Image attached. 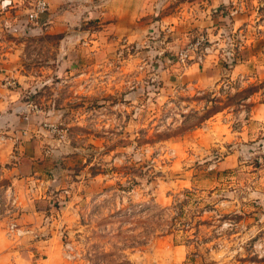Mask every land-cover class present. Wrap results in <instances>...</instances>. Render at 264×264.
<instances>
[{
	"label": "rangeland",
	"instance_id": "1",
	"mask_svg": "<svg viewBox=\"0 0 264 264\" xmlns=\"http://www.w3.org/2000/svg\"><path fill=\"white\" fill-rule=\"evenodd\" d=\"M35 1L0 0V264H264V0Z\"/></svg>",
	"mask_w": 264,
	"mask_h": 264
},
{
	"label": "crops",
	"instance_id": "2",
	"mask_svg": "<svg viewBox=\"0 0 264 264\" xmlns=\"http://www.w3.org/2000/svg\"><path fill=\"white\" fill-rule=\"evenodd\" d=\"M0 18L3 19L5 17L2 16ZM42 18L43 15L40 16V21L43 20ZM7 78L15 79L13 74L12 62L8 58H5L3 55H0V128H4L5 130L8 131L10 129L14 130V132L17 133L16 142L18 141L20 147L24 149L23 146L27 145V143L25 140H22L23 120H22V115L17 114L19 106L15 107V109L12 111L6 110L7 106L12 105L14 103V95H13L14 91L6 85L5 80ZM21 154L25 155V152L24 153L22 152ZM1 160L3 159L1 158Z\"/></svg>",
	"mask_w": 264,
	"mask_h": 264
},
{
	"label": "built area",
	"instance_id": "3",
	"mask_svg": "<svg viewBox=\"0 0 264 264\" xmlns=\"http://www.w3.org/2000/svg\"><path fill=\"white\" fill-rule=\"evenodd\" d=\"M49 8V0H36L33 8L28 12V21L30 23H37L40 20V16L45 13ZM200 49L202 54L198 57L199 60H202L205 54H208L211 51V48L206 46L205 38L201 37L197 40L195 44H191L187 49L183 50L180 53V58L184 61L191 59V55L196 52V49ZM6 84L9 87H16L17 82L14 78H7ZM9 231L15 232L16 235L23 234L22 230L17 229L15 225H11Z\"/></svg>",
	"mask_w": 264,
	"mask_h": 264
},
{
	"label": "clouds",
	"instance_id": "4",
	"mask_svg": "<svg viewBox=\"0 0 264 264\" xmlns=\"http://www.w3.org/2000/svg\"><path fill=\"white\" fill-rule=\"evenodd\" d=\"M5 4H7L9 2V0H4Z\"/></svg>",
	"mask_w": 264,
	"mask_h": 264
}]
</instances>
